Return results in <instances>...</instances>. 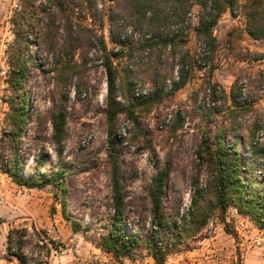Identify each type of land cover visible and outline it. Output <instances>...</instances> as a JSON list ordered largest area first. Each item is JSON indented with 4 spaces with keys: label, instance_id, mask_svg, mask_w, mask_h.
Wrapping results in <instances>:
<instances>
[{
    "label": "rangeland",
    "instance_id": "rangeland-1",
    "mask_svg": "<svg viewBox=\"0 0 264 264\" xmlns=\"http://www.w3.org/2000/svg\"><path fill=\"white\" fill-rule=\"evenodd\" d=\"M97 1L107 13L112 0ZM20 5L21 0H0V139L8 128L9 102L14 97L9 83L10 61L19 47L14 18L18 17ZM200 10L198 5L192 9L193 26L198 23ZM104 19L102 32L113 50L107 17ZM91 22L89 19L86 24ZM246 23L243 9H227L213 28L217 47L207 61L202 60L206 46L191 30L187 47L196 64L187 82L150 110L137 106L139 126L125 111L118 114L115 130L127 190L125 224L127 231L141 240L152 235L149 191L157 172L156 162L166 169L164 205L181 230L179 219L190 208L194 195L192 178L198 172L199 144L204 132L214 137L220 128L230 126L234 105L230 93L235 82L241 87L238 103L249 106L235 111L242 134L255 122L260 126L264 121V57H260L264 54V39L250 36ZM29 40L25 56L27 77L24 87L17 91L25 93L29 106L22 139V156L27 162L24 171L33 172V166L41 160V173H63L66 191L61 192L53 184L42 188L18 185L0 170V264H19L17 258L7 259V235L13 228L27 230L23 251L31 264H155L143 245L135 248L131 256L120 259L98 245L100 237L109 232L113 213L107 157V76L102 52L90 49L83 55L80 51L63 55L49 46L42 48L38 28ZM113 52L118 54L113 56L114 65L122 74L129 60L118 49ZM168 71L172 79H177L178 68ZM142 73L141 67L137 68L135 80ZM171 80H167L166 90L170 89ZM209 81L219 85L215 99L208 89ZM150 86L148 82L146 88ZM138 87L134 85L132 90L134 98ZM123 89L119 87L117 100L122 105L130 104L134 98ZM59 108L65 110L67 121L62 151H57L50 139L51 113ZM256 136L264 138V127L258 129ZM240 151L248 152L244 140ZM208 174L203 166L202 185ZM63 198L69 219L62 212ZM207 200H211L210 195ZM74 222L80 224L79 231L73 230ZM165 264H264V229L234 206H229L224 214L210 207L207 223L188 226Z\"/></svg>",
    "mask_w": 264,
    "mask_h": 264
},
{
    "label": "trees",
    "instance_id": "trees-1",
    "mask_svg": "<svg viewBox=\"0 0 264 264\" xmlns=\"http://www.w3.org/2000/svg\"><path fill=\"white\" fill-rule=\"evenodd\" d=\"M195 5L200 6L201 10L198 23L193 26L191 15ZM239 8L243 9L247 19V33L253 38L264 39V0H112L107 13L98 7L97 0H21L18 17L14 18V24L17 25L14 30L15 39L19 47L12 53L10 61L12 71L9 83L14 97L9 102L8 128L0 139V170L18 185L42 188L53 184L61 192L66 191L63 173H41V160L33 166V172L24 171L27 162H24L22 156V139L28 122L29 106L25 93L17 94V91L24 87L23 81L27 77L25 56L30 43L29 35L38 28L39 45L42 48L49 46L48 49L58 50L63 55L75 51L83 55L84 51L90 49L102 52V66L107 76V157L113 210L108 224L109 232L98 241L103 251L120 259L131 256L135 248L143 245L155 264H165L167 255L180 242L188 226L201 227L207 223L210 207L224 214L229 206H234L239 213L249 216L260 229H264V138L256 136L258 129L264 127V121L260 126L259 122H255L247 133L242 134L235 111L249 106L247 103H238L241 88L238 82L233 84L230 93L234 103L230 126L220 128L214 137L206 132L202 136L197 150L198 172L192 178L194 195L190 208L179 219L181 230L178 229L176 218L164 205L166 169L159 167L157 162V172L152 177L149 191L152 235L148 240H141L137 235L130 234L125 224L127 190L115 130L119 112L125 111L134 125L139 126L138 115L135 113L137 106L150 110L153 104L181 88L190 77L196 64L187 47L191 30L194 29L206 46L207 53L202 55V60L207 61L217 47L213 28L220 16L227 9L234 12ZM105 16L114 49L124 53L129 60L122 74L113 61V56L118 54L113 52L114 49H109L102 32ZM89 19L91 24H86ZM260 57H264V54ZM140 67L143 75L135 80V71ZM174 68H178L177 79H172L168 71ZM167 80H171L168 90ZM148 82L151 86L146 88ZM134 85H139L135 88L138 93L136 98L132 94ZM208 86L215 99L219 85L209 81ZM119 87L126 89L134 98L130 104L122 105L117 100ZM221 92L223 98L227 99L226 92ZM50 121L51 142L57 151H62L65 148L67 123L65 110L59 108L53 111ZM242 140L248 149L246 154L240 151ZM203 166L207 167L209 173L204 185L200 182ZM209 195L211 200L208 201ZM62 201L63 215L69 219L66 214L67 203L64 198ZM80 229V224L74 222L73 230ZM27 233L24 228L9 231L8 260L17 258L19 264H31L23 251Z\"/></svg>",
    "mask_w": 264,
    "mask_h": 264
}]
</instances>
